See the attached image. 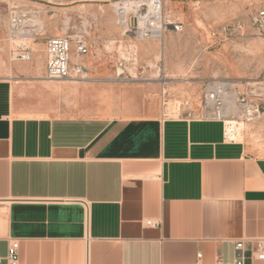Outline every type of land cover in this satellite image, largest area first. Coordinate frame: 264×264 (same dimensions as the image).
<instances>
[{
    "label": "crops",
    "instance_id": "obj_1",
    "mask_svg": "<svg viewBox=\"0 0 264 264\" xmlns=\"http://www.w3.org/2000/svg\"><path fill=\"white\" fill-rule=\"evenodd\" d=\"M238 2L165 0L164 11L209 12L216 26ZM10 16L0 5V258L12 241L19 264H214L240 240L251 255L264 239V157L197 117L198 88L183 108L196 115L168 116L156 84L117 81L104 57L74 49L94 82L50 80L45 51L14 58Z\"/></svg>",
    "mask_w": 264,
    "mask_h": 264
},
{
    "label": "rangeland",
    "instance_id": "obj_2",
    "mask_svg": "<svg viewBox=\"0 0 264 264\" xmlns=\"http://www.w3.org/2000/svg\"><path fill=\"white\" fill-rule=\"evenodd\" d=\"M125 1L132 0H0V5L8 14L24 15L28 22V28L24 30L37 35L34 41H24L23 35L11 34L8 41L14 49L22 43L30 44L35 54L43 55L48 38L82 37L89 47L86 58L89 61L94 58L97 63L102 62L98 60L101 56L107 59H103V64L113 77L117 63L123 59L128 62L129 69L124 83L156 84L161 108L165 103L167 108L173 104L183 113V108L192 105L190 90L198 88L199 114H183L205 117V87L213 82L236 81L247 94L252 89L264 90V26L259 27L253 22L254 17L264 11V0H239L233 10L231 7L219 12L222 21L216 26L205 21L213 18L212 13L198 11L186 20L165 8L166 17L181 23L183 31L167 32L162 40L145 42L125 36L119 25L116 9ZM237 23L243 26L240 33L225 34L222 31ZM100 33H104L106 39H102ZM147 43L155 45L157 54L153 60L146 59L139 50L140 44ZM89 73L86 81L94 82ZM164 91L167 94L164 95ZM254 99L259 100L263 116L257 122L245 125L236 140L246 142L257 156L264 157V98Z\"/></svg>",
    "mask_w": 264,
    "mask_h": 264
},
{
    "label": "built area",
    "instance_id": "obj_3",
    "mask_svg": "<svg viewBox=\"0 0 264 264\" xmlns=\"http://www.w3.org/2000/svg\"><path fill=\"white\" fill-rule=\"evenodd\" d=\"M165 0H132L120 3L117 6L119 25L125 36L138 41H151L164 39L167 32L180 33L183 25L169 20L164 11ZM253 22L259 27L264 26V11L254 17ZM26 17L22 14L12 13L10 16V32L12 35L24 33L27 27ZM241 24L233 27H224L225 34H238L242 31ZM24 30V31H23ZM74 44V46H73ZM73 49L78 57L89 54V47L84 38L53 37L46 41L45 52L47 58L46 75L50 80H85L86 68L80 64L72 63ZM14 58L23 62H30L33 58V49L30 44H20L14 51ZM128 77V62L120 60L115 67V79L123 81ZM203 109L206 116L222 122L225 127L224 139L226 142L235 143V137L243 131L245 125H250L263 116L261 104L255 97L264 98L262 88L252 89L250 93L241 91L236 81L213 82L207 84L204 92ZM252 95V96H251ZM235 107V110L231 107ZM240 115V116H236ZM234 117L238 119L235 120ZM147 225H156L148 221ZM20 244L12 241L6 257L0 258V264L20 263ZM235 253L230 262L217 260L214 264H248L249 260L264 261V239L256 240L251 255H248L244 240L234 242ZM203 255L198 254L193 264H203Z\"/></svg>",
    "mask_w": 264,
    "mask_h": 264
},
{
    "label": "bare ground",
    "instance_id": "obj_4",
    "mask_svg": "<svg viewBox=\"0 0 264 264\" xmlns=\"http://www.w3.org/2000/svg\"><path fill=\"white\" fill-rule=\"evenodd\" d=\"M24 33L28 34L26 36L23 37V40L24 41H34L36 40V36L37 35H33L32 31H25ZM20 34H23V33H20ZM19 38V37H18ZM24 44V43H22ZM70 82H74V83H77L76 81H70ZM164 95L167 94L166 91L163 92ZM167 108V107H166ZM232 108L235 109V107L233 106ZM166 112H167V115L168 116H172V117H177L179 116L182 111H181V108L177 107L176 105H173L171 104L167 109H166ZM240 136V132L238 133V135L235 137V139H238V137ZM237 141V140H236Z\"/></svg>",
    "mask_w": 264,
    "mask_h": 264
}]
</instances>
